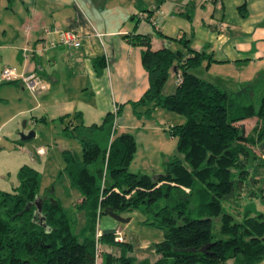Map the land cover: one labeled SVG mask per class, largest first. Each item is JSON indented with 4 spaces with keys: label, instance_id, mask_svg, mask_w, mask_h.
Listing matches in <instances>:
<instances>
[{
    "label": "trees",
    "instance_id": "16d2710c",
    "mask_svg": "<svg viewBox=\"0 0 264 264\" xmlns=\"http://www.w3.org/2000/svg\"><path fill=\"white\" fill-rule=\"evenodd\" d=\"M149 13H144L146 21ZM126 37L143 47L140 62L148 81L131 102L132 112L145 117L158 107L182 115L185 121L169 128L175 154L160 174L128 172L135 142L128 132L114 134L112 112L98 123H73L67 135L78 140L80 150L61 152L62 172L79 194L74 207L82 212L81 223L57 200L40 198L38 172L20 166L14 192L0 191V264H94V235L105 210L140 212L142 224L159 229L162 239L151 245L154 260H136L127 254L130 242L100 233L101 264H257L264 256V214L244 209L233 216L222 202L233 191H243L254 144L264 130V71L227 90L189 72L206 58L201 53L188 50L180 58L166 45L152 50L148 34ZM174 67L180 81L162 95ZM252 118L257 125L245 132L243 122Z\"/></svg>",
    "mask_w": 264,
    "mask_h": 264
},
{
    "label": "crops",
    "instance_id": "0c3cea01",
    "mask_svg": "<svg viewBox=\"0 0 264 264\" xmlns=\"http://www.w3.org/2000/svg\"><path fill=\"white\" fill-rule=\"evenodd\" d=\"M148 11L154 24L139 17ZM53 27L76 33L79 45L59 44L55 32L42 35V28ZM138 33L149 35L152 50L166 45L180 58L187 57L188 50L201 53L206 58L189 67V72L223 89H237L264 71V0H0V73L4 67L16 74L32 72L47 85L32 94L18 80L0 77V146L18 134L21 119L31 126L64 124L62 132L67 135L73 123H98L116 108L114 133L128 132L135 145L140 139L152 150L157 147L159 159L151 175L162 172L166 160L176 152L175 142L171 149L168 140L173 124H166L168 114L157 108L145 117H136L130 105L148 86L140 62L143 47L130 44L126 37ZM178 39H185L186 46ZM46 40L54 45L47 46ZM175 70H169L164 83H174L169 92L175 86ZM261 92L264 96V88ZM243 124L245 132L257 125L253 118ZM38 146L45 154L43 145ZM253 151L255 158L249 162L263 166L264 130ZM135 153L128 168L132 164L133 172L140 173ZM138 159L144 161L146 157ZM256 181L252 178L253 183ZM258 191L264 200V188ZM120 215L129 218L126 226L131 221L142 224L143 216L136 210ZM113 227L118 230L113 220L99 218L100 230ZM121 236L132 244L128 255L136 251L138 259L131 255L136 260L156 258L151 245L158 241L140 244L135 236ZM158 238L160 241L162 236ZM143 246L149 248L145 253L140 251ZM257 264H264V256Z\"/></svg>",
    "mask_w": 264,
    "mask_h": 264
},
{
    "label": "rangeland",
    "instance_id": "374dc122",
    "mask_svg": "<svg viewBox=\"0 0 264 264\" xmlns=\"http://www.w3.org/2000/svg\"><path fill=\"white\" fill-rule=\"evenodd\" d=\"M169 85H164L162 89V95L171 93L169 92V87L174 83L172 80ZM173 91V90H172ZM157 109L160 112H165L166 115L164 121L166 124H177L183 123L185 121L182 115L176 114L171 111H167L163 108ZM154 116V115H153ZM23 119L19 122V132L15 136L9 138V142H1L0 146V190L6 192H14L17 188V169L19 165L26 164L33 167L39 174V187L37 195L40 198H48L52 200H57L65 212L76 219L77 225L82 221V212L77 211L74 207V203L79 198V194L68 184V181L65 175L62 172L63 161L60 156V152L63 149L72 150L76 153H79L80 145L78 141L74 138L68 137L66 133L62 132V126L64 124H59L54 122L53 124L46 123L41 124L37 123L35 126H31L29 122L23 124ZM118 131V129H116ZM29 131H33L35 135L28 139H21V135H26ZM114 134H118L117 132ZM173 138V137H172ZM168 137V140H171L172 145L171 149L174 148V140ZM43 145L45 149V154L42 152V148L38 145ZM137 145V146H136ZM137 153H135V164L136 167H140L142 170L140 173H148L151 176V171L156 167L159 159V149L157 147H151L147 142L137 140L136 144ZM34 147V148H33ZM43 153V154H42ZM134 155V154H133ZM140 156H145L146 160L140 161L138 159ZM256 163H248V179L243 184V191H233L229 195V198L225 199L222 202V208L225 212L230 213L235 216V212L244 209H250L252 214L255 212L264 214V200L260 192V188H264V162L263 166H256ZM131 167V168H130ZM128 168V172H133L132 164ZM137 171V170H135ZM157 171L154 170V172ZM138 173V172H134ZM159 172L154 173L160 174ZM153 174V173H152ZM252 178L257 179L256 182H252ZM103 217H107L110 220H113L109 216L102 215L100 220ZM116 227H118L117 232L123 235L126 239L131 236H135L140 244L145 240L159 241L158 235L162 236V232L152 226L129 223L126 226V223H118L113 220ZM218 225V220L215 219L212 221V232H215V229ZM148 246H143L140 251H148ZM139 252V250H137ZM131 255L137 258V252H129ZM147 255H151L148 253ZM225 264H232V260L226 261Z\"/></svg>",
    "mask_w": 264,
    "mask_h": 264
},
{
    "label": "built area",
    "instance_id": "2783aa9c",
    "mask_svg": "<svg viewBox=\"0 0 264 264\" xmlns=\"http://www.w3.org/2000/svg\"><path fill=\"white\" fill-rule=\"evenodd\" d=\"M145 16L144 13L140 14L139 17L143 19ZM148 20L154 24V20L150 17H148ZM42 35L46 36L47 34L51 32H55L58 34V43L65 45V46H73L76 47L79 45V41L77 40V35L76 33L70 31V30H59L55 27L53 28H42L41 30ZM47 46H53L54 43L50 40L45 41ZM0 77L2 80H10V79H16L20 82V84L25 87L28 91H30L32 94H35L39 91H43L46 89L47 85L46 83L35 73H21V74H16V72L9 68V67H4L1 70ZM180 81V75L176 74L175 76V83ZM116 108H112V113L115 115ZM101 233V230L96 227L94 239H95V258H94V264H98L100 260V255H99V246L97 244V238L99 237ZM115 237L114 239L118 242L123 241V237L117 232L114 233Z\"/></svg>",
    "mask_w": 264,
    "mask_h": 264
},
{
    "label": "water",
    "instance_id": "95a60500",
    "mask_svg": "<svg viewBox=\"0 0 264 264\" xmlns=\"http://www.w3.org/2000/svg\"><path fill=\"white\" fill-rule=\"evenodd\" d=\"M24 125V122L23 124ZM34 135L33 131H29L26 135H21V139H28L30 137H32ZM37 210H40V206L39 204H37ZM105 215L109 216L110 218H112L113 220H115L118 223H127L129 218L128 217H122L120 214L114 213L111 210H105ZM42 226H45V223L42 222L41 223ZM116 232V228H107V229H103L101 230L102 234H114Z\"/></svg>",
    "mask_w": 264,
    "mask_h": 264
}]
</instances>
